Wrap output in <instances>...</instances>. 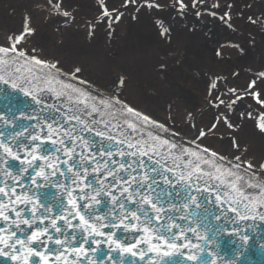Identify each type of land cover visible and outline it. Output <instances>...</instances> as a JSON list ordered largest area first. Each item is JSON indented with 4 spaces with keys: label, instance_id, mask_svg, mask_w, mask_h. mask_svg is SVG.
<instances>
[{
    "label": "snow or ice",
    "instance_id": "snow-or-ice-1",
    "mask_svg": "<svg viewBox=\"0 0 264 264\" xmlns=\"http://www.w3.org/2000/svg\"><path fill=\"white\" fill-rule=\"evenodd\" d=\"M180 7H185L182 2ZM104 14L108 15L107 11ZM115 19L119 20V16ZM26 32L31 29L26 28ZM167 32L165 28L162 35ZM22 39L23 35L17 36L11 48L0 47V83L22 91L25 97L31 96L36 105L42 106L41 111L42 96L33 95L26 85L45 84L46 87L39 89L41 93L49 91L55 92L58 98L66 97L70 107L59 120L49 122L45 118L44 123L39 115L23 110L19 117L11 111L7 116L0 115L3 125H13L11 130H3L0 125V257L7 256L14 264H59L60 261L72 264L75 257L78 264H84L79 257L89 243L97 245L91 251L99 250L101 256L104 252L100 246L106 243L111 251L119 249L121 255H139L140 261L145 259L146 252L138 248L139 245H147V252L159 253L161 246H165L177 251L191 247L204 253L203 245L192 243V239L195 237L207 244L223 230L221 225L212 224V218L231 219L227 217L229 211L235 212L241 220L250 218L239 211V202L231 195L232 191H237L236 181L242 180L232 168L239 171L240 164L228 168L216 153L209 156L208 149L198 152L158 133H149L150 143L143 134L136 140L133 134L147 124L163 132L169 129L120 100L118 95H93L63 80L55 63L28 57L18 50L16 45ZM21 59L26 63L34 61L35 65L49 71L44 75L30 71L32 79L22 77L21 68L13 67ZM75 71L79 73L80 69ZM70 75L73 80L80 79ZM80 83L86 82L81 80ZM120 83L123 84V78ZM52 85H58L59 90ZM254 85L255 81L249 87ZM215 87L213 83L212 88ZM73 94H76V102H73ZM253 96L257 103L264 104L259 93ZM85 116L88 119H84ZM261 119L264 121V116ZM20 120L36 123L26 125ZM97 125L103 127L98 130ZM45 126L47 134L42 135ZM229 126H232L230 122ZM259 127L264 130V122ZM111 129H115V134ZM85 132H94L106 139L107 146L97 149L95 141L90 143L88 137L81 134ZM204 135V131H198L192 139ZM49 139L51 147L45 143ZM117 155L121 159L117 160ZM9 158L19 164L13 166ZM235 159L240 160V157ZM248 167L253 165L248 163ZM260 167L264 168V164ZM49 185H55L61 194L42 200L40 189ZM243 199L248 197L243 196ZM209 202L221 207L228 204V208L222 214L208 212ZM202 232H212L213 236L202 235ZM120 233L130 234L132 240L121 243ZM243 239L247 241L248 236ZM170 254L164 252L165 256ZM212 256L211 252L193 254L187 256V261L217 264L215 259L209 260ZM36 257L39 260H35ZM108 258L115 261L110 253ZM84 259L92 264L89 257L84 256ZM100 264H104L103 259ZM118 264L125 261L120 259Z\"/></svg>",
    "mask_w": 264,
    "mask_h": 264
},
{
    "label": "rangeland",
    "instance_id": "rangeland-1",
    "mask_svg": "<svg viewBox=\"0 0 264 264\" xmlns=\"http://www.w3.org/2000/svg\"><path fill=\"white\" fill-rule=\"evenodd\" d=\"M20 35L16 48L28 57L118 95L188 141L196 125L205 132L196 144L264 180L255 125L264 104L253 96L264 100V0H0V46Z\"/></svg>",
    "mask_w": 264,
    "mask_h": 264
},
{
    "label": "water",
    "instance_id": "water-1",
    "mask_svg": "<svg viewBox=\"0 0 264 264\" xmlns=\"http://www.w3.org/2000/svg\"><path fill=\"white\" fill-rule=\"evenodd\" d=\"M39 69H41V67L39 68ZM78 87H80L79 85H78ZM85 87H87L88 89H89V91L91 92V91H93V92H91L93 95H97L98 93H100V92H98V91H96V90H94V89H92V88H90L89 86H87V85H85ZM101 94V93H100ZM20 100V99H19ZM9 106V105H8ZM25 105H23V103L22 102H20V104L19 105H16L15 107H14V109H25V107H24ZM186 140V139H185ZM188 141V140H187ZM259 178V177H258ZM261 179V178H260ZM224 248L226 247V246H223ZM175 264H178V261H176V263Z\"/></svg>",
    "mask_w": 264,
    "mask_h": 264
},
{
    "label": "bare ground",
    "instance_id": "bare-ground-1",
    "mask_svg": "<svg viewBox=\"0 0 264 264\" xmlns=\"http://www.w3.org/2000/svg\"><path fill=\"white\" fill-rule=\"evenodd\" d=\"M85 85L89 86L90 88H92V89H94V90H96V91H98V92H100V93H102V94L104 93L103 91H100V90H98V89L93 88V86L90 85V84H87V83H86Z\"/></svg>",
    "mask_w": 264,
    "mask_h": 264
}]
</instances>
